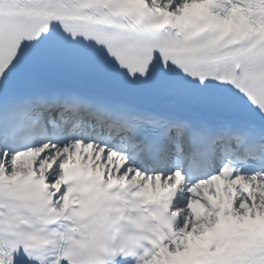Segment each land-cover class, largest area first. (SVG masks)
Here are the masks:
<instances>
[{
    "label": "snow or ice",
    "instance_id": "obj_1",
    "mask_svg": "<svg viewBox=\"0 0 264 264\" xmlns=\"http://www.w3.org/2000/svg\"><path fill=\"white\" fill-rule=\"evenodd\" d=\"M0 264H264V0H0Z\"/></svg>",
    "mask_w": 264,
    "mask_h": 264
}]
</instances>
